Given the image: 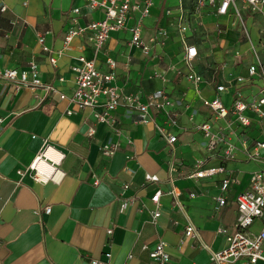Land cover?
<instances>
[{"label":"crops","instance_id":"obj_1","mask_svg":"<svg viewBox=\"0 0 264 264\" xmlns=\"http://www.w3.org/2000/svg\"><path fill=\"white\" fill-rule=\"evenodd\" d=\"M187 3L153 0L149 14L142 19L141 36L147 40L156 27H162L168 37L147 55L128 45L126 30H118L109 32L94 62L98 70L107 71L105 59L114 61L112 83L122 93L137 94L144 100L151 91L162 89L177 100L175 125H167L163 114L154 109L148 110L147 121L138 123L133 112L118 106L112 111L115 123L109 126L95 120L92 112L98 108L76 109L56 95L38 89L14 91L0 82V264H88L90 258L104 259L106 252L110 264H158L140 248L141 244L151 247L157 241L165 243L168 254L163 264H209L208 250L226 245L217 228L233 230L235 195L248 188L250 172L264 171V149H259L256 157L247 158L243 148L244 143L251 149L252 143L261 138L262 123L248 111L245 115L250 124L245 127L230 119L214 120L200 99L213 97L214 86L223 84L227 91L219 98L227 107L234 88L247 98L255 92L256 82L234 85L236 76L245 75L244 66L249 61L244 42L236 47L243 52L241 58L214 59V24L223 21L226 25L231 12L216 15L212 8L195 12L193 6L189 22ZM178 4L191 28L187 41L197 50L194 70L203 79L198 90L183 76L184 50L175 25ZM2 5L0 68L22 70L33 61L42 82L70 94L74 87L70 66L78 55L92 56L90 43L84 35L74 37L51 65L35 34H44V44L54 55L61 48L63 32L73 15L71 8L78 7L75 18L79 25L100 19L101 11L88 10L81 0H0ZM166 9H170L169 14ZM204 121L213 131L219 129L224 140L232 144L231 158L222 156V142L206 151L202 133L194 128ZM156 124L175 137L171 144L159 135ZM105 142L116 146L111 156L99 151V145ZM45 144L59 154L58 161L53 162L63 172L57 184L36 182L25 170ZM216 167L222 171L192 176L199 169ZM146 173L155 175L156 180L146 181ZM224 177H233L235 182L221 191ZM94 178L98 179L95 185ZM171 188L179 206L168 193ZM157 189L161 192L160 214L151 223L153 205L149 197ZM216 196L224 198L223 205H217ZM128 198L130 203L122 208L121 201ZM44 207L49 208L47 213L42 212ZM187 222L195 228L196 237H183ZM259 227V221L254 220L247 230L255 233ZM261 251L264 255V242ZM229 264L250 263L239 259Z\"/></svg>","mask_w":264,"mask_h":264},{"label":"built area","instance_id":"obj_2","mask_svg":"<svg viewBox=\"0 0 264 264\" xmlns=\"http://www.w3.org/2000/svg\"><path fill=\"white\" fill-rule=\"evenodd\" d=\"M84 2L85 8L88 10L98 9L102 13V17L97 20H90L84 25H79L76 21L75 15L78 14V7L71 8L70 12L73 14L69 17V23L65 28L61 48L54 51V55L49 48L44 44V34L36 33L35 39L40 46V50L48 54V61L51 65L55 63L56 56L60 55L64 49L68 48L71 40L76 36L84 35L86 40L90 43L92 56L85 58L78 55L76 63L70 66L73 72L74 87L70 94H64L57 90L56 87L47 82H42L38 77L36 65L33 61H29L26 69L17 70L15 68H0V82L8 84L12 90L16 91L20 88H27L31 91L36 89L41 90L44 94L56 95L58 99H64L71 103L73 108H98L93 110L92 115L95 120L109 126L114 125L115 119L112 116V111L121 106L126 112H133L135 114V121L143 123L147 121L150 116L149 109L160 111L165 123L169 126L176 124L177 111L175 105L179 102L169 98L162 89H155L151 91L144 100L137 94L122 93L112 83L114 74V61L111 58L105 59L107 71H100L95 67V56L101 50L104 41L109 32L126 30L129 33L128 45L140 50L144 55L155 45H162L168 37L167 31L162 27H156L152 34L143 40L141 36L142 19L149 14V10L153 4V0H81ZM194 11L197 12L201 8H212L216 15H226L231 12L240 20L239 36L242 42L246 44L247 55L249 61L245 64V75L236 76L234 85L237 87L244 81H255V92L243 98L236 88L231 93L230 104L224 106L219 98L221 92L227 91V86L223 84H216L214 86V96L211 98H201V104L207 108L214 120L230 119L235 124L245 127L250 124V119L245 115V111L252 113L262 123L260 129L259 140L252 143L251 149H247L243 143V148L247 158L257 156L259 149H264V0H193ZM238 5L242 10L256 15L261 21L262 37H257L255 44L251 41L245 24L241 22L240 11ZM5 9L4 5L0 6V11ZM166 14L170 13V9L165 10ZM135 15V18L130 24L127 21ZM256 17V18H257ZM176 32L179 43L183 46L182 61L185 71L184 78L198 90V85L202 82V76L194 70L193 60L197 56V50L194 44L187 41V32L191 29L189 24L185 21L182 7L178 4L176 8ZM218 29V24H214ZM234 58H241L243 55L237 50L232 53ZM58 80H61L58 77ZM70 113V110L67 111ZM191 119V115L189 116ZM194 128L202 133L204 139L203 144L206 151H211L219 142L224 143L225 147L222 151V156L225 158L232 157L233 146L228 141L224 140L223 134L218 130H212L210 123L207 121L199 122L194 125ZM156 131L168 143L171 144L175 137L168 134L164 126H155ZM91 133V130L88 131ZM116 146L112 143L105 142L99 145V151L104 156H111L115 151ZM57 150L45 144L42 150L38 152L25 169L29 176L36 182L45 183L51 181L57 184L63 172L56 168L53 164L58 161ZM222 168H207L199 169L192 173V176L201 177L209 175L214 172H220ZM22 174V171H17ZM146 181H155L156 176L146 173L144 175ZM98 179L94 178L92 184H97ZM235 182L233 177H224L220 182V190L225 191L230 183ZM123 188L127 184L122 185ZM160 190H155L149 197L153 205L151 211L150 222L154 223L159 216L158 198ZM168 193L172 196L175 205L179 206L176 200V192L171 188ZM192 196V194H190ZM218 206L223 205L224 198L216 196L214 198ZM131 199L121 201V207L124 208L130 203ZM235 222L234 228L231 232H227L223 228H217L216 232L224 235L226 245L219 250H208L209 264H229L239 259H245L250 264H256L258 260L264 261V255L261 251V245L264 242V171L254 170L249 174L248 188L239 191L235 197ZM48 207H44V213H47ZM33 213L37 211L33 210ZM254 220H258L260 227L257 232L253 233L247 230ZM106 233H110V229H106ZM195 228L191 223L187 222L183 228V237H196ZM141 250L146 251L147 256L158 264H163L168 259V254L165 251V243L157 241L153 246L148 247L146 244H141ZM110 254L104 253V259H88V264H110Z\"/></svg>","mask_w":264,"mask_h":264},{"label":"rangeland","instance_id":"obj_3","mask_svg":"<svg viewBox=\"0 0 264 264\" xmlns=\"http://www.w3.org/2000/svg\"><path fill=\"white\" fill-rule=\"evenodd\" d=\"M185 8L187 13L186 19L187 21L191 22L190 14L193 11V6L190 0H188L187 6ZM238 9L240 11L241 22L245 24L250 39L255 44L256 38L262 37V33L259 32L261 28V21L256 15L250 14L249 12L242 10L239 5ZM219 21H222V18H220ZM220 23L222 24L223 21ZM225 23L226 25H221L217 23L218 29H216L214 26V59L216 60H218L219 57H221L222 59L233 57V51L236 50V47L239 46V44L243 43L239 36V30L241 25L240 20L236 16L231 14L229 15V18H227V21ZM238 52L243 53L240 51ZM233 59L236 60L237 58L233 57ZM215 64L216 62L214 61V65ZM255 224L252 226L255 227Z\"/></svg>","mask_w":264,"mask_h":264}]
</instances>
